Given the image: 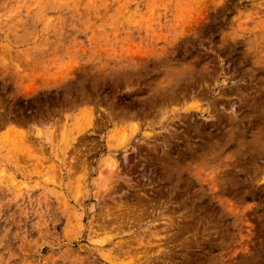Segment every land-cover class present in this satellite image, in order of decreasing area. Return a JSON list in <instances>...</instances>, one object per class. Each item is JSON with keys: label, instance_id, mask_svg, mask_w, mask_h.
<instances>
[{"label": "rangeland", "instance_id": "rangeland-1", "mask_svg": "<svg viewBox=\"0 0 264 264\" xmlns=\"http://www.w3.org/2000/svg\"><path fill=\"white\" fill-rule=\"evenodd\" d=\"M0 264H264V0H0Z\"/></svg>", "mask_w": 264, "mask_h": 264}]
</instances>
